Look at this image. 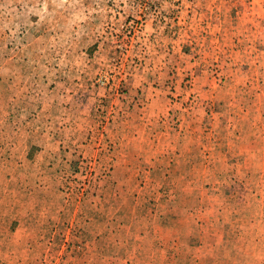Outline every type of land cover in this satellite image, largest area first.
I'll use <instances>...</instances> for the list:
<instances>
[{
    "label": "rangeland",
    "instance_id": "obj_1",
    "mask_svg": "<svg viewBox=\"0 0 264 264\" xmlns=\"http://www.w3.org/2000/svg\"><path fill=\"white\" fill-rule=\"evenodd\" d=\"M0 264H264V0H0Z\"/></svg>",
    "mask_w": 264,
    "mask_h": 264
}]
</instances>
